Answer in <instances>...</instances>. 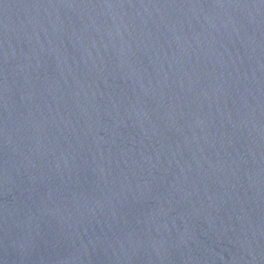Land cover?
<instances>
[{
	"label": "water",
	"instance_id": "95a60500",
	"mask_svg": "<svg viewBox=\"0 0 264 264\" xmlns=\"http://www.w3.org/2000/svg\"><path fill=\"white\" fill-rule=\"evenodd\" d=\"M0 264H264V0H0Z\"/></svg>",
	"mask_w": 264,
	"mask_h": 264
}]
</instances>
